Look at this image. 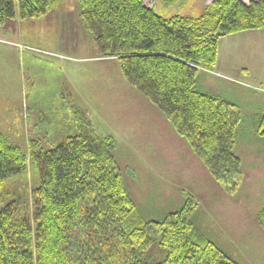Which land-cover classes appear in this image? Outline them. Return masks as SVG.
I'll use <instances>...</instances> for the list:
<instances>
[{"label": "rangeland", "instance_id": "1", "mask_svg": "<svg viewBox=\"0 0 264 264\" xmlns=\"http://www.w3.org/2000/svg\"><path fill=\"white\" fill-rule=\"evenodd\" d=\"M147 1L172 17L200 15L211 0ZM79 6L80 0H62L48 14L26 19L17 8L16 19L0 25V130L28 156L26 174L3 185L0 209L16 198L33 220L40 169L29 158L32 144L48 149L82 132L87 138L112 137L113 164L148 223L143 258L165 259L156 224L192 205L189 217L197 230L236 264H264V223L258 216L264 208V135L257 126L264 115L263 29L221 39L220 52L224 48L222 54L235 60L229 70L219 68L220 54L216 66L198 69L200 86L225 97L240 115L234 146L239 161L228 170L224 187L191 140L129 81L118 59L102 54ZM15 98L22 99L19 106L11 105ZM113 229L104 241L100 232L82 228L71 264H110L109 254L121 248Z\"/></svg>", "mask_w": 264, "mask_h": 264}, {"label": "trees", "instance_id": "2", "mask_svg": "<svg viewBox=\"0 0 264 264\" xmlns=\"http://www.w3.org/2000/svg\"><path fill=\"white\" fill-rule=\"evenodd\" d=\"M60 2L0 0V25L15 20L18 12L23 19L46 15ZM79 9L102 54L118 59L129 81L164 110L228 187L225 177L239 161L234 146L240 115L225 97L200 86L198 69L217 65L225 36L264 29V0H211L196 16L166 17L147 0H80ZM257 126L264 135V115ZM111 140L82 132L52 148L31 145L29 158L40 169L33 220L16 198L1 207L0 264H71L82 228L100 232L104 241L108 228H114L121 248L109 254L110 264H236L197 230L189 217L192 205L156 224L165 259L143 258L139 252L149 245L148 223L113 164ZM27 157L0 130V197L6 181L26 174ZM258 216L264 223V208Z\"/></svg>", "mask_w": 264, "mask_h": 264}, {"label": "crops", "instance_id": "3", "mask_svg": "<svg viewBox=\"0 0 264 264\" xmlns=\"http://www.w3.org/2000/svg\"><path fill=\"white\" fill-rule=\"evenodd\" d=\"M263 31H264V29H263ZM246 34H250V33H246V32H242V33H238V34H236V35H241V36H246ZM248 36H251V35H248ZM223 49L224 48H222L221 49V52H220V57H219V63H218V65H219V68L221 69V68H226V70H229V62H232V60L233 61H235L234 59H232L231 58V56L229 55V53H226V54H222V52H223ZM223 55V56H222ZM200 84V83H199ZM204 89V88H203ZM1 98H3L2 96H0V100H3V99H1ZM22 99H23V97H22ZM22 99H19V100H17L16 98H15V102L14 101H11L10 103H11V105H20L22 102Z\"/></svg>", "mask_w": 264, "mask_h": 264}]
</instances>
